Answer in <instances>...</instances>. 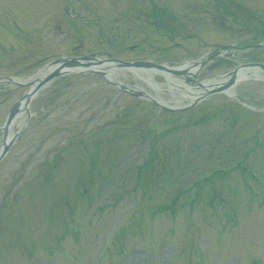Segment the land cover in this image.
Returning a JSON list of instances; mask_svg holds the SVG:
<instances>
[{"label": "rangeland", "instance_id": "1", "mask_svg": "<svg viewBox=\"0 0 264 264\" xmlns=\"http://www.w3.org/2000/svg\"><path fill=\"white\" fill-rule=\"evenodd\" d=\"M151 1L164 8H152L149 19L157 21L153 26L167 22L166 39L138 31L151 27L140 15ZM66 2L0 0V76L26 77L47 62L43 56L49 53L104 50L101 54L121 59L167 58L172 64L222 44L264 42V0H68L73 12L94 21L90 25L71 20L63 8ZM97 29L110 40L107 45ZM259 59L264 57L252 49H229L207 60L193 79L200 82L237 63ZM121 79L131 87L139 85L128 75ZM154 80L165 84L158 76ZM184 85L193 87L186 80ZM24 90L0 88V124ZM233 91L258 112H246L231 96L214 93L187 111L160 110L155 116V106L122 93L98 75H66L43 87L30 102L28 125L0 162V264H236L238 259L240 264H264V81L243 80ZM160 95L171 105L188 101ZM92 130L83 144L76 137L65 138L72 131ZM139 130L142 135L156 133L157 147L167 155L175 151L182 156L177 143L181 148L189 144L193 153L194 144L202 152L197 158L201 167L202 155L209 152L206 164L219 173L203 179L200 167L194 173L174 168L169 178L156 180L144 168L133 192L138 205L131 209L133 194L111 193L132 185L141 160L137 153L148 150L146 140L127 145ZM122 146H127L125 153ZM186 148L185 157L190 155ZM52 149L68 154L60 163L54 158L38 169ZM240 157L245 160L226 172V165ZM120 169L126 183L118 178L112 184ZM20 175L23 182L17 184ZM176 179L182 189L166 205L163 193L167 199L176 194L171 191ZM149 210L154 213L148 217Z\"/></svg>", "mask_w": 264, "mask_h": 264}, {"label": "water", "instance_id": "2", "mask_svg": "<svg viewBox=\"0 0 264 264\" xmlns=\"http://www.w3.org/2000/svg\"><path fill=\"white\" fill-rule=\"evenodd\" d=\"M55 62H58V63L55 64V66H53L44 76L37 78L33 82L34 88L32 90V93L35 92L43 83L47 82L49 79H51L52 77H54L60 73L87 72V71H91V72L96 71L98 73H102L101 70H94L93 68H91L93 66H97V67H101L103 65L104 66L116 65L119 67L153 66V67H157V68L167 69L168 71H171V72L178 71L176 69L165 68V67L160 66V65L151 64L147 61L144 62V61H121V60H117V59H99V58L94 57L93 55L82 56V57H78V58L65 57V58L58 59ZM260 66L264 68V64H260ZM230 82H231V80L225 84L217 86V88L215 90H220V89L226 87ZM24 97L26 98L24 105H26L28 100H29V96L25 95ZM18 104H19V102H16L12 106V108L10 109L9 114L7 116V122H9L11 120L14 113L18 110ZM7 148H8V143H5L3 148H2V151L0 152V156L7 150Z\"/></svg>", "mask_w": 264, "mask_h": 264}, {"label": "bare ground", "instance_id": "3", "mask_svg": "<svg viewBox=\"0 0 264 264\" xmlns=\"http://www.w3.org/2000/svg\"><path fill=\"white\" fill-rule=\"evenodd\" d=\"M182 67L186 68L188 70H191V69H193L194 64L187 63L186 66H182ZM132 74H133V77H135L136 80L145 81L149 85L157 87L159 90H164L158 84L154 83L152 78H149V77L148 78H143L141 74L136 75L133 71H132ZM161 74H165V73H161ZM262 75L263 74L260 71H257L256 69L239 68L233 76H234V78L236 80H241V79H244V77H261ZM107 76L110 77V78L113 77L110 74L109 75L107 74ZM114 76H116V75L114 74ZM224 78H226V77H224ZM220 80L221 79H216V80L211 81V79H210V80H207L205 82L206 83L208 82L211 85V84H214L215 82H217V83L220 82ZM176 82L177 81L174 78H169L168 77V84L169 85H174ZM155 98H157L158 100H161L163 102V99L159 95H156ZM23 122H24V115H23V113H19L15 117V119L13 120L12 124L10 125L9 132L11 133L12 131H14L16 129V127L18 129Z\"/></svg>", "mask_w": 264, "mask_h": 264}]
</instances>
